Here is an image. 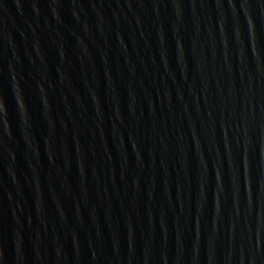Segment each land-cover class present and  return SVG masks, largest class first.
<instances>
[{"label":"water","instance_id":"obj_1","mask_svg":"<svg viewBox=\"0 0 264 264\" xmlns=\"http://www.w3.org/2000/svg\"><path fill=\"white\" fill-rule=\"evenodd\" d=\"M0 264H264V0H0Z\"/></svg>","mask_w":264,"mask_h":264}]
</instances>
